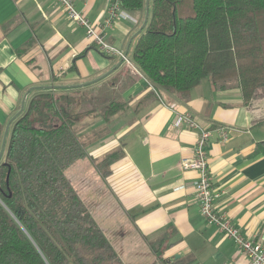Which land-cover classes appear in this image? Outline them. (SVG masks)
<instances>
[{
	"label": "crops",
	"instance_id": "crops-1",
	"mask_svg": "<svg viewBox=\"0 0 264 264\" xmlns=\"http://www.w3.org/2000/svg\"><path fill=\"white\" fill-rule=\"evenodd\" d=\"M89 21L105 18L102 0H76ZM144 17L121 11L107 42L125 52ZM135 39V38H134ZM130 43V51L134 44ZM21 51V53H19ZM102 55L54 0H0V128L38 91L90 90L123 102L108 123L91 113L76 131L94 162L119 151L105 178L88 159L66 178L124 264H244L234 243L200 216L193 182L179 167L208 130V169L217 208L250 240H264V98L245 102L234 81L204 80L186 102L157 96L139 72ZM220 86V85H219ZM189 112L199 129L175 126ZM91 122H84L86 119ZM219 130L226 133V140ZM166 238L160 257L151 244ZM178 256V257H177Z\"/></svg>",
	"mask_w": 264,
	"mask_h": 264
},
{
	"label": "trees",
	"instance_id": "trees-1",
	"mask_svg": "<svg viewBox=\"0 0 264 264\" xmlns=\"http://www.w3.org/2000/svg\"><path fill=\"white\" fill-rule=\"evenodd\" d=\"M120 4L145 15V0ZM129 60L158 94L182 102L204 80L215 88L234 81L246 103L261 100L264 0H149ZM107 94L38 91L10 124L0 159V264H124L65 176L86 158L105 178L120 155L93 162L76 131L91 113L108 123L125 109ZM257 148L264 157V142ZM166 238L151 244L155 256Z\"/></svg>",
	"mask_w": 264,
	"mask_h": 264
},
{
	"label": "built area",
	"instance_id": "built-area-1",
	"mask_svg": "<svg viewBox=\"0 0 264 264\" xmlns=\"http://www.w3.org/2000/svg\"><path fill=\"white\" fill-rule=\"evenodd\" d=\"M54 1L63 10L68 20L84 29L86 40L102 55L109 58H118L137 71L125 52L112 46L106 39V30L113 27L122 11L120 0H102L105 3V18L100 23L89 21L82 13L77 11L75 8L76 0ZM153 91L159 96L155 90ZM182 125L188 129H199L198 124L189 112L177 115L175 126L180 127ZM219 133L221 138L226 140V133L223 130H219ZM209 137L210 132L208 130L199 129L192 156L186 160H181L179 163L181 169L192 170L197 175L193 182V190L198 202L200 216L208 226H213L219 233L234 243L237 252L244 259V264H264V240L258 241L245 238L239 229L232 224L229 216L215 205V200L219 197V194L213 188L208 169L206 146Z\"/></svg>",
	"mask_w": 264,
	"mask_h": 264
},
{
	"label": "water",
	"instance_id": "water-1",
	"mask_svg": "<svg viewBox=\"0 0 264 264\" xmlns=\"http://www.w3.org/2000/svg\"><path fill=\"white\" fill-rule=\"evenodd\" d=\"M148 17H149V0H145V15H144V20L142 22V25L141 27L139 28V30L134 34V36L130 39L128 45H127V48L125 50V55L128 54V50H129V47H130V43L131 41L144 29L147 21H148ZM123 61H120V64L122 63ZM25 97L26 95L24 96V98L22 99L21 101V104H20V108L19 110L14 114V116L9 120V122L6 124L5 126V129H4V132L2 134V139H1V145H0V159L3 155V151H4V148H5V143H6V139H7V135H8V131H9V127H10V124L12 123V121L17 117L19 116L23 110H24V107H25ZM178 257V256H177Z\"/></svg>",
	"mask_w": 264,
	"mask_h": 264
},
{
	"label": "rangeland",
	"instance_id": "rangeland-1",
	"mask_svg": "<svg viewBox=\"0 0 264 264\" xmlns=\"http://www.w3.org/2000/svg\"><path fill=\"white\" fill-rule=\"evenodd\" d=\"M90 120H94V119H90V118H88V119H86L84 122H91ZM70 182V181H69Z\"/></svg>",
	"mask_w": 264,
	"mask_h": 264
}]
</instances>
